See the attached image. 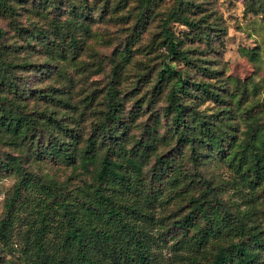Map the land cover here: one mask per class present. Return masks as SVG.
<instances>
[{"label":"rangeland","instance_id":"rangeland-1","mask_svg":"<svg viewBox=\"0 0 264 264\" xmlns=\"http://www.w3.org/2000/svg\"><path fill=\"white\" fill-rule=\"evenodd\" d=\"M165 29L186 57L168 53ZM0 54L15 64L10 70L18 88L3 84L0 94L14 96L35 122L23 133L0 125V217L19 178L16 170L57 182L72 176L68 187L73 193L93 196L89 173L72 172L64 160L38 155L37 150L54 139L47 114L70 126L72 122L82 146L105 120L113 97L117 141L123 146L119 158L129 180L121 196L141 202L154 196L150 226L164 238L161 248L168 264L186 262L184 249H173L168 232L173 233L172 221L188 206L185 193L207 186L223 202L247 210L264 243V182L256 185L250 201L252 193L241 182L244 165L236 162L240 154L247 160L250 148H264V0H0ZM168 65L181 72L183 83L172 87L174 75L160 78ZM172 90L182 105L180 124L174 119ZM0 104L8 105V99ZM200 115L229 123L220 129L227 153L203 142L192 147L185 136L179 137L182 130L206 136L195 128ZM63 139L74 145L72 136ZM107 142L99 137L98 158ZM125 155L141 160L140 171L126 165ZM57 200L55 190L35 180L24 186L9 237L0 241V264L9 259L33 264L23 246L45 204V242L54 254L66 255ZM78 219L109 226L100 211L89 208ZM236 238L233 232L224 237ZM253 250L264 264V248Z\"/></svg>","mask_w":264,"mask_h":264},{"label":"trees","instance_id":"trees-1","mask_svg":"<svg viewBox=\"0 0 264 264\" xmlns=\"http://www.w3.org/2000/svg\"><path fill=\"white\" fill-rule=\"evenodd\" d=\"M164 33L168 53L186 57V53L178 49L172 33L168 29H165ZM13 65L15 66L0 54V86L8 84L16 90L17 78L10 70ZM162 71H165V74L160 76L161 79L174 75L172 87L183 83L181 72L174 67L168 65L167 69ZM204 88L206 90L205 85ZM174 91L170 93V101L175 111L174 119L180 124L184 119L182 105ZM3 98L8 99V105L0 104V125L19 133L30 130L35 124L34 118L18 107L14 96L7 98L5 94H0V101ZM112 99L108 102L105 120L93 129V134L86 138L82 146L77 144L78 132L72 122L70 126L67 121L64 122V118L47 114L54 139L42 150H37L38 155L64 160L72 168V172L81 169L89 173L92 177L93 196L84 197L78 192L73 193L72 188L68 187L72 176L57 182L37 173L16 170L19 178L6 199L4 212L0 217V241H7L15 205L21 199L24 186L33 180L55 190V196L58 197L57 207L64 220L67 253L56 255L45 242L43 219L48 204L42 207L41 220L31 234L26 236L23 246L26 257L33 261V264H168L161 248V240L164 238L155 234L150 226L153 213L150 204L154 196H146L142 202L121 196L129 186V180L123 170L124 163L119 158L123 146L117 141L119 129L114 126L117 103ZM196 120L195 128L203 134L206 133V136L201 137L198 132L186 134L182 130L179 137L185 136L184 140L192 147L194 142H197L198 146L203 142L214 150L227 153L223 143L225 137L220 129L223 128L222 125L229 123L201 115L197 116ZM188 127L191 128L190 125ZM56 128L64 135H58ZM64 136H72L74 145L63 139ZM99 137H107L108 142L105 151L98 158ZM111 143H116V146ZM241 157V154L236 157V162L240 166L244 165L241 182L252 193L249 199L251 201L256 196V185L264 182V148L258 150L252 147L247 160L242 161ZM125 160L128 162L126 165L132 167L135 172L140 171L141 160L132 155H125ZM155 175L157 178L162 176L161 173ZM171 181L175 183L176 175L171 177ZM148 187L151 192H156L153 186ZM185 197L188 204L186 210L172 221L173 233L170 234L167 230L169 236L174 239L173 249H184L181 256L186 259L185 264H259L253 248H264V243L259 225L249 213L247 214V210L223 202L219 193L211 190L210 186L198 193L187 191ZM249 200H246V203ZM181 203L177 200L175 205L181 207ZM83 208L100 211L109 226L100 223L88 224L78 219V214ZM231 232L237 238L225 240L224 237ZM165 233V230L160 232L163 236ZM6 264L17 262L15 259H9Z\"/></svg>","mask_w":264,"mask_h":264}]
</instances>
